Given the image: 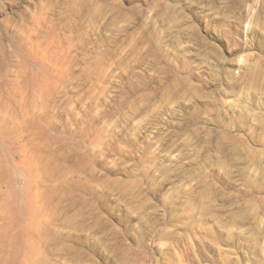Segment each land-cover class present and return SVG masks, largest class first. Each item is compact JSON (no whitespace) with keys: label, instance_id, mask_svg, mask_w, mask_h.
Masks as SVG:
<instances>
[{"label":"rangeland","instance_id":"obj_1","mask_svg":"<svg viewBox=\"0 0 264 264\" xmlns=\"http://www.w3.org/2000/svg\"><path fill=\"white\" fill-rule=\"evenodd\" d=\"M0 264H264V0H0Z\"/></svg>","mask_w":264,"mask_h":264}]
</instances>
